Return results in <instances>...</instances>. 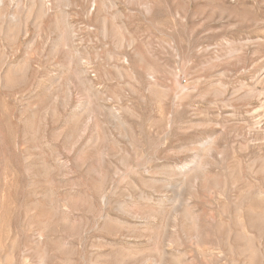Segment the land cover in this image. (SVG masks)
Listing matches in <instances>:
<instances>
[{
  "label": "rangeland",
  "instance_id": "rangeland-1",
  "mask_svg": "<svg viewBox=\"0 0 264 264\" xmlns=\"http://www.w3.org/2000/svg\"><path fill=\"white\" fill-rule=\"evenodd\" d=\"M0 264H264V0H0Z\"/></svg>",
  "mask_w": 264,
  "mask_h": 264
},
{
  "label": "bare ground",
  "instance_id": "bare-ground-1",
  "mask_svg": "<svg viewBox=\"0 0 264 264\" xmlns=\"http://www.w3.org/2000/svg\"><path fill=\"white\" fill-rule=\"evenodd\" d=\"M30 2H31V1H30ZM31 3H32V2H31ZM185 167H186V165H185ZM182 168H183V170H184V167H182ZM186 168H187V167H186ZM186 168H185V169H186ZM189 168H190V167H189ZM186 170H187V169H186ZM184 171H185V170H184ZM182 172H183V171H182ZM188 172H189V171H188ZM183 173H187V172H183ZM181 174H182V173H181ZM181 174H180V175H181Z\"/></svg>",
  "mask_w": 264,
  "mask_h": 264
}]
</instances>
